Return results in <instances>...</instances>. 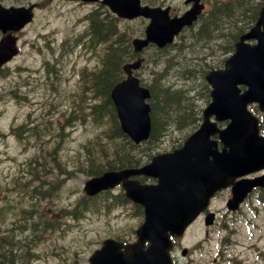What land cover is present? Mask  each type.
<instances>
[{
  "label": "rangeland",
  "instance_id": "rangeland-1",
  "mask_svg": "<svg viewBox=\"0 0 264 264\" xmlns=\"http://www.w3.org/2000/svg\"><path fill=\"white\" fill-rule=\"evenodd\" d=\"M160 1L170 2L175 9L182 5L181 0ZM72 5L68 0H58L37 9L34 20L19 33L20 51L8 63V67L0 72V131L6 132L11 123L18 124L27 113L38 109L44 97L41 94L47 91L43 86L38 88L36 80L43 64L44 49L48 45L53 47L60 43L64 37L73 39L80 30H71L70 27L76 24L78 18L87 10L94 7L88 4L74 8ZM119 24L127 26L131 35L141 33V27L144 25L141 19L126 20ZM55 28L58 30H52ZM187 33L188 31L183 36ZM222 42L221 39L211 42V45L202 51L200 47H195L193 52L186 51L185 57L197 67L205 62L207 65L218 66L228 55L227 50L219 46ZM51 53L48 51L45 54L50 58ZM142 54L146 56V61L140 73H143L144 80H147L154 68L153 52L148 49ZM201 55L204 56L201 58ZM182 62V57L176 58V64L168 73L169 80L175 82L176 87L193 88L187 94L192 96L200 108L204 106L207 98L206 94L199 92V82L202 78L197 76L193 81L179 77L181 71L177 63ZM66 64L70 68L75 66L76 69L84 65L93 67L95 59L78 44L66 57ZM70 71L71 73H64L65 78H60L57 82L59 91L54 93L56 101L67 96L66 103L69 107L66 116L75 122L74 128H65L67 135H50L39 141H22L8 131L7 134L0 135V195L9 197L7 201L10 205H6L2 210L3 227H6L2 230H8L7 233L2 232V235L6 237L5 240L13 237L11 240L15 258L11 264H88L89 255L101 244L103 238L119 236L133 240L134 229L141 220L139 210L131 202L127 203L121 197L112 196L119 192L118 189L114 190L113 194L108 192L106 195L96 196V199L89 201L90 207L85 211L84 206L80 207V212L73 213L70 210L78 198L83 199L82 186L88 178L84 171L89 164V157L82 144L89 143L88 140L94 138L98 128L93 117L89 118L86 113L85 99L80 98L81 78L77 77L78 71ZM11 86L18 93L17 96L6 93ZM64 90H68L67 93ZM72 102L86 114L84 119L80 115L70 116ZM54 112L55 106L45 107L41 109L40 116L42 129L47 124H53V134L66 124L64 117L60 114L54 115ZM57 117L60 118L58 122ZM194 126L183 129L172 127L153 142H143L134 149L129 148L130 152L145 160L156 152L178 146ZM35 157L38 162L48 164L50 170L54 169L47 171V175L42 177L45 183L43 187L49 186L42 194L35 189L38 178L30 174V170L39 165L35 162ZM47 182L50 183L46 184ZM20 188H25L26 194L19 192ZM2 203L0 200V204ZM62 207L65 209L60 212ZM33 214L37 215L35 220L40 215L46 224L38 223L34 227L32 220L20 219V215ZM219 223H222V217ZM238 224L230 242L220 240L224 234L221 229L212 233V238H209V233L205 242L196 245L199 239H203L204 232L199 222L193 223L180 239L181 244L191 248L192 252L184 257L177 255L176 264H237L228 259L230 255L238 257L245 264H264V205L256 219V227L252 228L241 221Z\"/></svg>",
  "mask_w": 264,
  "mask_h": 264
},
{
  "label": "water",
  "instance_id": "water-1",
  "mask_svg": "<svg viewBox=\"0 0 264 264\" xmlns=\"http://www.w3.org/2000/svg\"><path fill=\"white\" fill-rule=\"evenodd\" d=\"M103 2L121 16L143 14L151 18L145 36L132 39L135 50L149 41L160 46L170 42L181 26L190 24L200 10L197 0L182 15L173 17H169L167 9L140 6L138 0ZM31 16V6L0 5V28L2 31L18 28ZM247 38H255L256 42L250 44ZM15 52V37L9 32L0 39V64ZM139 62L140 59L126 62L123 65L126 77L110 91L120 126L135 142L147 138L150 132V106L145 102L149 91L138 84L131 72ZM205 77L212 86L211 101L203 109L199 127L180 147L158 153L142 166L107 170L86 180L85 189L90 194L122 180L126 194L142 204L145 213L144 221L136 230V241L123 244L107 238L93 251L89 264H172L170 234L180 235L217 188L261 161L264 139L257 140V118L246 104L256 100L261 108L264 106V4L256 23L236 41L235 50L225 60L224 67L210 69ZM239 83L247 84L248 88L240 92ZM212 114L217 120L228 118L229 122L218 128L210 118ZM216 131L223 143L221 150L216 140L210 138ZM140 173L157 177L156 183L126 180L127 176ZM242 187L241 183L236 184L233 201L244 194ZM146 239L149 244L144 249Z\"/></svg>",
  "mask_w": 264,
  "mask_h": 264
},
{
  "label": "trees",
  "instance_id": "trees-1",
  "mask_svg": "<svg viewBox=\"0 0 264 264\" xmlns=\"http://www.w3.org/2000/svg\"><path fill=\"white\" fill-rule=\"evenodd\" d=\"M239 6L240 4L231 6L230 12H225V15L223 13L226 10H214L211 14L205 15L199 21V24L189 28L188 33L185 36H181L180 41L176 44L162 48H149L153 52L152 62L154 67L147 79L150 89L149 101L152 124L150 135L144 143L153 142L172 127L183 129L194 126L196 121H198L200 108L195 104L192 96L187 94L193 88L174 86L175 82H170L168 73L173 65L176 64V58L182 57L184 62L177 63L181 71L178 76L184 79H192L193 81L197 76L202 78L209 65L205 62L197 67L185 57L186 51L193 52L195 47H200L202 51L203 48L218 39L223 40L222 43H219V46L226 50L230 49L233 46V40L242 31L240 29L245 21V18L233 17L235 7H238L236 9L238 11L240 9ZM92 19L95 25L98 19L94 15ZM103 19L105 21L103 25L101 23L102 27H100V30H88L90 36L85 42L86 47H92L96 53L97 62L92 69H84L81 75L80 98L81 100L85 99L84 101L87 105L86 113L94 115V120L98 125L97 129H99L93 135L94 138L88 140L89 143L85 146V153L89 157V165L87 167L89 174H97L105 168L137 165L139 157L133 156L130 149H134L141 144L132 143L129 137L121 131L114 106L109 97L113 84L123 77L122 63L135 55L130 43V34L128 30H111L110 27L113 24H110L111 20L106 17H103ZM203 56L201 55L200 57L202 58ZM199 85V92L207 96L203 79L200 80ZM72 107H76L73 102ZM41 131L40 128L36 127L29 129L31 135H39L41 136L39 140H43L44 135L40 134ZM37 138L38 136L35 139ZM35 162H38V160H35ZM38 163V166H34V169L30 170V174L38 178L37 180L39 181L35 189L38 190L39 194H42L49 187L48 185L43 187L45 183L42 177L47 175V171L51 172L52 170H50L48 164ZM40 169L41 171H39ZM49 183L47 182L46 184ZM19 192L26 194L25 188H20ZM80 207H78L79 211H81ZM86 208L87 206L83 207L84 210ZM2 210L0 209V224L4 221ZM24 217L32 220L31 224L34 227L38 223L46 224V221L40 215H38L37 220H35L37 218L35 214ZM38 220L41 221L39 222ZM5 238L0 230V264H11L15 258L14 245L11 240L13 237H8L6 240Z\"/></svg>",
  "mask_w": 264,
  "mask_h": 264
},
{
  "label": "flooded vegetation",
  "instance_id": "flooded-vegetation-1",
  "mask_svg": "<svg viewBox=\"0 0 264 264\" xmlns=\"http://www.w3.org/2000/svg\"><path fill=\"white\" fill-rule=\"evenodd\" d=\"M55 1V0H54ZM160 1V0H158ZM263 0H202L204 3V13H207L209 10H226L225 12H230L231 4H240V9L237 11L238 7H235V12L233 13L236 17H247L254 18L258 13V4ZM33 2L37 6L44 3V0H28L26 3ZM77 4V2H75ZM80 4V3H79ZM94 8H98L100 16H102V7L98 4L94 5ZM210 11V12H211ZM204 15V14H203ZM222 15V16H223ZM202 16V15H201ZM91 30V29H85ZM244 88V86H242ZM259 133L264 135V118L260 120L258 123ZM264 174V167L251 172L246 175L247 178H253L258 175ZM237 179V178H235ZM231 196V185L222 188L214 193L208 206L198 215L197 221L202 225V230L204 232L203 239L198 241V244L205 242V238H208V234L210 233V237L212 238L214 235L212 233L218 232L221 229L224 230V234L221 236L220 240L222 242H230L231 235L235 233L238 229V222L241 221L244 224L249 225L250 227H256V219L260 214L261 209H263L264 205V186H256L251 189L244 197L242 201L239 202L238 206L235 209H231L228 206V199ZM213 212V220L209 225H203V220L205 218L206 213ZM222 217V223L220 224V218ZM179 241H175L176 245ZM190 253L188 249L186 255ZM222 254V253H221Z\"/></svg>",
  "mask_w": 264,
  "mask_h": 264
},
{
  "label": "bare ground",
  "instance_id": "bare-ground-1",
  "mask_svg": "<svg viewBox=\"0 0 264 264\" xmlns=\"http://www.w3.org/2000/svg\"><path fill=\"white\" fill-rule=\"evenodd\" d=\"M127 151V150H126ZM125 154V153H124ZM134 156V155H133ZM126 158V157H125ZM132 159H133V157H132ZM127 161V160H126Z\"/></svg>",
  "mask_w": 264,
  "mask_h": 264
}]
</instances>
